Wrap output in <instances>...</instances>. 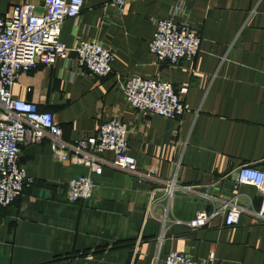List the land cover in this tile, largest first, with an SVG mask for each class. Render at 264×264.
I'll list each match as a JSON object with an SVG mask.
<instances>
[{"label": "crops", "instance_id": "crops-1", "mask_svg": "<svg viewBox=\"0 0 264 264\" xmlns=\"http://www.w3.org/2000/svg\"><path fill=\"white\" fill-rule=\"evenodd\" d=\"M25 2L42 9V0H0V18ZM167 17L197 31L192 59L168 65L148 51L154 21ZM59 40L109 48L112 72L90 75L69 53L21 72L11 97L51 112L68 141L117 118L126 125V154L139 166L156 159V177L174 176L182 185L234 195L241 205L258 208L253 186L232 185L239 166L264 169V0H123L120 7L112 0H82L76 17L61 20ZM129 76L185 87L189 110L173 119L139 115L119 87ZM17 161L33 182L0 206V264H163L171 250L195 259L212 253L213 264H264V223L247 214L231 226L220 213L200 227L187 224L199 210L216 209L217 201L177 191L150 202L149 182L108 166L94 174L56 161L45 140L20 143ZM79 175L92 179V196L67 201L65 184Z\"/></svg>", "mask_w": 264, "mask_h": 264}, {"label": "built area", "instance_id": "built-area-1", "mask_svg": "<svg viewBox=\"0 0 264 264\" xmlns=\"http://www.w3.org/2000/svg\"><path fill=\"white\" fill-rule=\"evenodd\" d=\"M112 1L117 7L123 3V0ZM81 7L82 0H42V9L37 12L33 4L25 2L13 6L8 16L0 18V206L10 204L23 187L33 182L17 161L18 145L45 140L51 158L56 161L68 160L86 166L94 174L108 166L149 182L152 184L148 191L150 202L167 200L177 191L218 202L211 212H196L187 222L191 227L204 225L217 213L222 214L225 226L236 224L241 214L264 223V169L244 164L235 171L232 187L248 184L260 194V204L253 210L238 203L234 195H211L176 182L174 176L156 177V159L152 165L139 166L136 159L126 154V125L117 118L101 122L92 135L68 141L63 139L51 112L39 111L30 101L11 97L9 89L21 72L37 64L50 66L69 53L73 54L76 65L90 75L100 77L112 72L109 48L95 41H78L66 46L59 40L61 20L76 17ZM179 9L181 5L176 10ZM199 42L197 31L188 22H176L167 17L154 21L147 49L158 61L176 65L192 59ZM115 78L120 77L115 74ZM119 87L127 104L143 117L158 115L173 119L189 110L182 99L185 87L175 89L167 81L129 76L119 79ZM104 152H109L111 157H105ZM93 188L90 176L79 175L66 182L64 197L67 201L88 200ZM163 218L162 215L159 217L161 221ZM213 260L212 253L195 259L171 250L164 255L163 264H213Z\"/></svg>", "mask_w": 264, "mask_h": 264}, {"label": "water", "instance_id": "water-1", "mask_svg": "<svg viewBox=\"0 0 264 264\" xmlns=\"http://www.w3.org/2000/svg\"><path fill=\"white\" fill-rule=\"evenodd\" d=\"M235 177V176H234Z\"/></svg>", "mask_w": 264, "mask_h": 264}]
</instances>
